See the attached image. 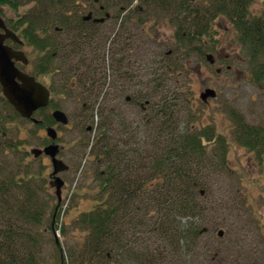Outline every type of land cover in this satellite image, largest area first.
<instances>
[{
	"label": "rangeland",
	"instance_id": "374dc122",
	"mask_svg": "<svg viewBox=\"0 0 264 264\" xmlns=\"http://www.w3.org/2000/svg\"><path fill=\"white\" fill-rule=\"evenodd\" d=\"M68 1L70 4L65 8L56 7L57 11L65 10L66 15L71 12L67 17L63 15L67 20L73 19L75 9L80 17L97 8L103 11L96 13V17L104 18L103 12L108 13L103 24L98 26L99 35L93 47H98L95 53L97 64L104 60L106 80L102 73L93 74L98 79L94 86L97 88V83L105 86L103 89V85L98 87L94 95L83 97L74 87V78L53 70L55 63L49 66L47 74H35L43 63V54L33 45L31 49L26 48L27 56L31 55V73L51 94L49 105L33 117L48 119L58 109L69 120L68 125L63 126L51 116L53 123L45 124L57 131L55 143L64 147L58 158L69 167L66 172L58 174L64 182L60 203L56 189L50 186L53 171L50 158L44 155L35 158L30 153L34 148L43 149L52 143L45 127L38 128L32 121L15 115V110L9 103L10 106L4 103L0 92V182L25 180L12 187L13 194L18 195L20 200L26 190L31 193V187L38 193L39 202L45 207L42 223L20 224L22 238L19 241L21 247L31 248V236L35 238L42 264H56L55 237L65 255L68 249L76 253L81 247L82 234L74 228V222L81 213L90 211L98 198V183L94 176L98 164L90 156V143L101 122L100 108L106 104L105 96L101 100L104 93L108 92V98L114 100L108 108H114L118 114L120 112L133 126L138 125L143 117L139 103L127 100L133 94L129 83L133 78H120L114 71L115 67H121L123 73H135L138 77L132 83L139 84L142 79L144 84L150 78L149 74L153 73L152 69L149 70L152 62L160 55L173 51L178 43L174 31L176 26L170 22L169 15L147 11L140 0ZM194 1L207 6L211 0ZM14 2L19 8L4 7L9 18L21 17V26H25L24 20L31 6V28L40 30L48 23L47 37L64 38L66 31L56 35L55 26L59 24L51 25V18L42 12L44 7L51 8L49 0ZM137 6L141 7L137 9ZM249 11L252 16L264 19V0H251ZM45 36L41 35V38ZM205 40L203 46L192 42L190 47H182L188 54L189 62L183 69L173 68L175 73H169L167 80L171 86L174 84L185 90L192 106L193 120L182 116L179 118L181 125L193 122L199 134L213 132V140L207 143L202 139V142L208 147L207 155L212 157L215 165L221 159L225 161V167L206 175L208 190L199 200L200 213L193 217L196 226L203 228L202 235L192 244L189 253L163 254V264H264V81L256 80L264 66V49L252 54L248 45L241 42L239 34L221 16L213 22L212 41ZM125 45L132 50L123 51ZM148 50H151V53L148 52L150 56L146 53ZM206 55H211L212 64ZM122 57L125 61L120 62ZM178 57L179 53H173L171 60L177 64ZM111 63L113 70H109ZM113 74L115 77H112ZM208 88L215 91L216 97L203 101L200 94ZM113 126L111 128L116 134L117 127ZM57 205L61 208L59 227L65 231L64 238L59 230L55 234L50 230L52 213ZM219 230L222 231L221 236L218 235ZM170 259L173 261L169 262Z\"/></svg>",
	"mask_w": 264,
	"mask_h": 264
},
{
	"label": "trees",
	"instance_id": "16d2710c",
	"mask_svg": "<svg viewBox=\"0 0 264 264\" xmlns=\"http://www.w3.org/2000/svg\"><path fill=\"white\" fill-rule=\"evenodd\" d=\"M14 1L5 0V4L12 9L18 5ZM74 1L76 3L77 0ZM250 1L211 0L206 6L194 0H140L147 11L169 15L170 22L176 26L174 31L178 43L173 51L160 55L152 62L149 70L152 69L153 73L149 74L150 78L144 84L142 75L139 76V84H134L131 81L138 77L135 73H123L121 67H115L114 71L120 78H133L129 81L133 94L127 100L139 103L143 117L138 125L133 126L120 112L118 114L114 108H108L114 101L108 98V92L101 98L104 100L105 96L106 104L97 108L101 110V122L90 143V156L98 164L94 174L98 183V198L92 209L81 213L74 222V228L80 230L83 238L76 253L68 249L65 255L55 237L56 264H163V254L189 253L192 249V244L202 235L203 228L196 226L193 217L200 213L199 200L208 190L206 175L209 176L217 168L223 169L225 161L220 159L221 166H216L212 157L207 155L208 147L202 139L209 143L213 140V132L199 134L193 122L181 125L179 118L182 116L193 120L192 106L185 90L174 84L171 86L167 76L175 73L173 68L183 69L189 62L188 54L182 47L188 48L192 42L203 46L205 38L212 41L213 22L218 16L230 23L252 54L264 49V19L252 16ZM49 3L51 8L44 7L42 12L51 18V25L59 24L55 29L62 31H55L56 35L63 31L66 34L63 39L59 36L47 37L48 23L40 30L31 28V45L43 54V63L38 71L47 74L49 66L55 63L54 71L75 79L74 87L79 94L83 97L94 95L97 88L103 85L97 83L98 87L94 86L98 81L94 75L102 73L106 80L104 60L97 64L95 53L98 47L93 48L99 35L98 29L84 31L88 37L83 38L78 29L83 21L76 9L72 20L64 18L71 12L66 15L65 10H56L59 5L62 8L68 6L69 1L49 0ZM102 11L98 9L99 13ZM104 13L108 14L103 12L104 17ZM40 16L43 18L42 14ZM41 35L46 36L41 38ZM82 40L84 46L80 44ZM130 49L125 45L123 51ZM176 52L180 54L177 64L171 60V55ZM123 59L125 61L122 57L120 62ZM110 67L109 70L114 69L112 63ZM258 77L257 81H264V66ZM14 113L19 116L16 111ZM37 120L40 121L36 124L38 128L53 123L51 116ZM112 125L117 127L116 134ZM24 182L13 179L0 182V264H42L35 238L31 236V248L20 246V224L39 225L45 215V207L32 187L31 193L26 190L21 200L13 194L12 187ZM60 209L57 205L53 210L50 230L54 234L59 230L64 238L65 231L59 227Z\"/></svg>",
	"mask_w": 264,
	"mask_h": 264
},
{
	"label": "water",
	"instance_id": "95a60500",
	"mask_svg": "<svg viewBox=\"0 0 264 264\" xmlns=\"http://www.w3.org/2000/svg\"><path fill=\"white\" fill-rule=\"evenodd\" d=\"M91 15L84 17V20L90 19ZM95 19V22H104L105 18ZM0 28L5 31V36L0 37V87L3 97L13 107V109L24 119H31L33 124H38L40 121L35 119L33 115L46 108L50 102V91L40 82L35 81V78L21 72L15 67V62H25V57L22 52L15 51L10 47L4 46V39L10 38L14 41L17 40L12 31L5 28L4 23L0 17ZM207 60L212 64L213 60L211 55H206ZM209 97H216V93L213 89H206L200 94V98L206 101ZM53 120L63 126H67L69 123L67 115L61 110H54L51 114ZM46 134L48 138L52 140L50 145L45 146L43 149L34 148L31 150V154L38 158L40 156H47L50 158L53 171L50 175L52 181L50 186L56 189V196L58 202L61 200V188L64 185L63 180L58 176L62 172H66L69 167L58 158L61 151L64 150L63 146L56 144L58 138L57 131L53 127L46 128ZM222 231H218V235L221 236ZM56 241L57 237H56Z\"/></svg>",
	"mask_w": 264,
	"mask_h": 264
},
{
	"label": "flooded vegetation",
	"instance_id": "af4514ba",
	"mask_svg": "<svg viewBox=\"0 0 264 264\" xmlns=\"http://www.w3.org/2000/svg\"><path fill=\"white\" fill-rule=\"evenodd\" d=\"M5 6H6L5 0H0V17L4 23L5 28L12 31L13 34L16 36L17 40L14 41L13 39L6 37L3 41V45L10 47L11 49H13L15 51H20L23 53V55L25 57V62L17 61V62H15V67L17 69H19L21 72L26 73L27 75L34 77L35 81L39 82V80H37L35 75H33V73H31V55L27 56V53H26V48L29 47L31 49V6H30V12L26 18V21L24 20V23H26L25 26H21L22 25L21 24V22H22L21 17L9 18V16H7L8 11L6 12V10H4ZM18 8H19V6H18ZM98 9H102V8H97V10L93 9V10H90L87 12L86 16L89 14L91 15L90 19H88V20H84L85 16L81 17L83 23H81L79 25L78 29L80 30V32H82V34L84 35L83 38H85V39L88 37V33L84 34V31H93V30L96 31V29H98L99 24H103V22H95L94 21L95 19H100L99 17H96V13H99ZM104 14H106V13H104ZM24 19H25V17H24ZM26 30H27V32H26ZM55 31L57 33H60L62 31V29L56 28ZM5 35L6 34H5L4 29L0 28V37H2V36L4 37ZM84 40H82L80 43L82 46H84ZM35 74H40V73L38 70H37V72L35 70ZM0 90H1V87H0ZM1 95H2V91H1ZM50 100H51V94H50ZM28 120L31 122V119H28ZM47 127H45V129ZM49 127H51V126H49ZM30 153H31V150H30Z\"/></svg>",
	"mask_w": 264,
	"mask_h": 264
}]
</instances>
